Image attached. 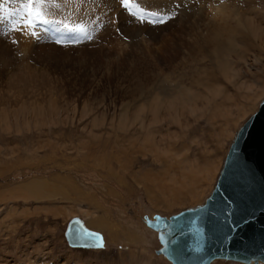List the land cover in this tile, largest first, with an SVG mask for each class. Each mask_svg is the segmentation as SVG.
Here are the masks:
<instances>
[{
  "label": "rangeland",
  "instance_id": "1",
  "mask_svg": "<svg viewBox=\"0 0 264 264\" xmlns=\"http://www.w3.org/2000/svg\"><path fill=\"white\" fill-rule=\"evenodd\" d=\"M60 1L34 4L49 23L25 27L26 0H0V78L11 72L0 80V264H172L149 221L205 204L237 133L259 110L264 0H206L210 19L225 7L221 14L253 21L240 25L251 43L228 61L241 78L211 63L219 94L178 77L193 61L188 48L201 28L178 31L194 21L185 15L197 5L168 12L133 0L132 16L120 4L136 35L115 14L116 0H78L83 10L70 23L59 15ZM146 26L158 30L141 33ZM29 38L44 50L20 53ZM75 224L103 247L71 244Z\"/></svg>",
  "mask_w": 264,
  "mask_h": 264
},
{
  "label": "water",
  "instance_id": "2",
  "mask_svg": "<svg viewBox=\"0 0 264 264\" xmlns=\"http://www.w3.org/2000/svg\"><path fill=\"white\" fill-rule=\"evenodd\" d=\"M148 225L166 240L161 253L172 264L264 261V100L237 133L205 204ZM77 231L87 232L73 225L71 244H95Z\"/></svg>",
  "mask_w": 264,
  "mask_h": 264
},
{
  "label": "bare ground",
  "instance_id": "3",
  "mask_svg": "<svg viewBox=\"0 0 264 264\" xmlns=\"http://www.w3.org/2000/svg\"><path fill=\"white\" fill-rule=\"evenodd\" d=\"M60 2H61V5L59 6L60 7L59 8L60 17L64 18L68 23H70L73 19H79V14L78 13L81 14V11L83 9H82V6H81V4H80V2L78 0L77 1H75V0H64V1H60ZM144 2H145L146 5L153 6L154 8H159L161 10H166L167 9L168 12L172 9V7L174 8L172 10V12L178 11V8H180L182 4H184V5L186 4L188 7L192 6V5L194 7L195 5H197L198 12H194L193 15H188V16L185 15L187 17V19L189 18L188 20H193L194 19V21L193 22L189 21V23L187 22L188 23L187 27H182L178 31V33H179L180 30H181L185 35L189 36V34H188L189 31H195L196 28L199 29V31H200V28H201L200 32H197V33L193 32L195 34L193 35L194 38L192 39L193 42H191V45H189L187 43L189 45L188 50L190 49L189 56L192 57L193 61L189 62L187 64L185 63L183 66H180V67H182V69L179 70L180 67L178 65H180V64H177L176 66L174 65V67H173L172 64H173L174 59L170 58L171 60H169L170 61V65L173 67V72L176 71L175 70L176 68L179 71H184L183 74H181L180 76L178 75L179 78H185V77L189 78V79L191 78V80H192L191 83H193V84H191L190 86L194 90L204 89L203 87H205V89H206L208 87V88H210V90H213V91H216V92L220 91V93H222L223 88L221 86H216L215 85V81H216L215 74L210 72L211 63L213 65L215 64L214 66H216V67H221V68L224 67L225 70H223V71H226V73L233 72L232 74L234 75L233 78L235 80L236 79L239 80L241 78L240 75H239L240 71L238 69H236V66L234 68L233 65H231L228 61L230 59L229 57L233 53H235L236 51L238 52V50L240 52H243V50L245 48V45L251 43L250 42L251 39L241 31V27H243L241 25L242 24L241 22H244V20L245 21H252L251 19H245L244 16H241L240 14H232V15L231 14H221L225 10V7L214 9L213 12L215 14H213V18L210 19V18H208L209 15H208V17L206 16V14H205L206 11L204 10L205 9V4L207 3L206 0H154V1L153 0H145ZM200 4H204V6H200ZM119 5H120V0H116L115 4H113L112 8H115V11H116L115 14H118L119 17L122 19V22H121L122 25H124L123 22L126 23L127 26L124 25L125 26L124 29L126 30L127 33L131 32L132 34L139 35L138 33L140 32V30H137V29L135 30L134 29V27H137L138 25L137 26L134 25L132 27H128L129 26L128 25L129 20H130V18H132V16H130L128 14V12L126 10H123L121 8V6H119ZM193 7H192V9H193ZM194 11H196V10L194 9ZM183 12H182V14H183ZM110 16H111V14L109 15V17ZM234 16L237 19H239L238 22H240V24L238 23V25H236L235 27L230 25L233 22H231L230 24L228 22L229 19L232 18V17L234 18ZM81 17L82 16H80V18ZM104 17L106 18L107 15L104 16ZM170 17H167V18L170 19ZM169 19H166L164 21L165 25L167 23L169 24V21H170ZM240 25H241V27H240ZM243 25H245V24H243ZM249 28H251V26ZM141 30H142L141 33L144 32V34L148 33V32H152V33L155 34L158 29H150V28H147V26H146V27L142 28ZM253 30H254V28H253ZM36 33H38V31ZM263 33H264V31H263ZM16 36H17V34H16ZM255 38H257L260 41L262 39V35L257 34L255 36ZM29 40H30V38H29ZM6 43L7 42H4L2 44L3 46H1V47L9 48L10 47V43H9V45H6ZM26 43H28V44H26ZM180 45H182V44H180ZM11 48L14 49L13 46H11ZM17 49H16V51H17ZM38 49H40V50H38ZM234 49H236V50H234ZM19 50H20L19 51L20 53L30 54L31 52H33V51L36 52L37 50L40 52V51L44 50V48L42 46H39L38 44H36L34 46V43L31 40L28 41V40L23 39V40H21V42H19ZM167 51H169V48L166 46V47L163 48V52L162 53H166L167 54L168 53ZM245 52H247V51L245 50ZM41 53L44 54L43 52H41ZM238 55H239V52H238ZM233 56H235V55H233ZM190 57L188 59H190ZM236 58H237V55H236ZM165 59H167V58H165ZM231 59H232V57H231ZM226 64H228L227 66L229 68L225 67ZM229 64H230V66H229ZM214 66H212V68ZM212 68H211V70H212ZM213 70H214V68H213ZM28 71H31V70H28ZM0 73L3 74L1 71H0ZM226 73L223 72L224 75ZM10 75H11V72L7 70V72H4L3 77L1 75L2 78H0V80H3V78H5V80L9 79V78H11ZM194 78H197V79H195L196 81L194 80ZM5 80H4V82H5ZM9 81H11V80H9ZM7 82H8V80H7ZM7 82H5V83H7ZM1 84H3V82H0V85ZM237 84L235 83L236 87L239 86ZM7 85L11 86V85H9V83ZM156 87H157V89H159L160 93L159 92L158 93L159 94H163L164 90H163L162 85H157ZM183 87H184V85H183ZM8 88H10V87H8ZM182 91H184V92H182L183 94H185V93L192 94L190 92H185V91H189L188 89H186V90L182 89ZM218 94H219V92H218ZM14 97L16 98V95ZM165 242H166V240L164 241V243ZM162 244H163V241H162ZM163 246H164V244H163ZM232 261H234V260H232ZM253 261L256 262V263H262V264L264 263V261H262V260H258V261L250 260L249 262H239V261H236V262L248 264V263H251Z\"/></svg>",
  "mask_w": 264,
  "mask_h": 264
},
{
  "label": "snow or ice",
  "instance_id": "4",
  "mask_svg": "<svg viewBox=\"0 0 264 264\" xmlns=\"http://www.w3.org/2000/svg\"><path fill=\"white\" fill-rule=\"evenodd\" d=\"M44 0H26L24 6H23V11L26 13V15L22 19V23H24L25 27H31L33 24V21L39 22L41 24H47L49 21L47 19L43 18V14L39 9L34 8V4L36 3H43ZM120 4L129 11V13L132 16H136V13L132 11V7L130 5L133 4V0H120ZM135 7H139L138 5H135ZM151 15H156V13H151ZM143 22V21H142ZM64 28L67 29L69 32H74L75 30L72 28H69L67 24L64 25ZM35 35V33H33ZM90 39V37H88ZM81 235L84 237H93L96 236V233L92 232H84L80 233L79 231L76 232L77 238H79ZM83 247H96V248H102L103 244L98 243L94 245L90 244H84L81 245Z\"/></svg>",
  "mask_w": 264,
  "mask_h": 264
}]
</instances>
